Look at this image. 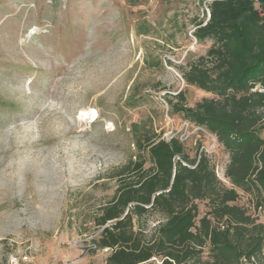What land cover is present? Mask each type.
Returning a JSON list of instances; mask_svg holds the SVG:
<instances>
[{
	"label": "rangeland",
	"instance_id": "obj_1",
	"mask_svg": "<svg viewBox=\"0 0 264 264\" xmlns=\"http://www.w3.org/2000/svg\"><path fill=\"white\" fill-rule=\"evenodd\" d=\"M210 2L0 0V264H106L97 217L149 137L177 136L191 158L208 148L232 185L230 152L179 110L213 96L182 76L212 43L194 34ZM240 193L253 207L260 200ZM197 201L204 215L208 200ZM248 212L264 223L262 207ZM164 220L133 219L145 238Z\"/></svg>",
	"mask_w": 264,
	"mask_h": 264
},
{
	"label": "trees",
	"instance_id": "obj_2",
	"mask_svg": "<svg viewBox=\"0 0 264 264\" xmlns=\"http://www.w3.org/2000/svg\"><path fill=\"white\" fill-rule=\"evenodd\" d=\"M258 1L259 7L255 0H211L194 34L212 43L182 75L213 95L179 110L230 152L225 174L232 185L217 177L208 155L191 158L177 136L149 137L117 174L116 193L97 217L98 245L114 248L106 264L264 262V223L239 202L240 191L256 190L254 208L264 210V0ZM197 200H208L204 215ZM147 211L165 217L149 238L133 221Z\"/></svg>",
	"mask_w": 264,
	"mask_h": 264
},
{
	"label": "built area",
	"instance_id": "obj_3",
	"mask_svg": "<svg viewBox=\"0 0 264 264\" xmlns=\"http://www.w3.org/2000/svg\"><path fill=\"white\" fill-rule=\"evenodd\" d=\"M208 152H210V150L208 148L205 151H203V150L201 151V153H204L206 155H208ZM201 153H199V156H200ZM239 201L247 209H249V207H252L253 209H255L253 206H251L249 204L248 200L246 201V199H245L244 201H242L241 199H239ZM97 247H98L97 244H94L93 245V248H97ZM98 248L101 249L104 253H108V254H110L114 250V248L113 247H110V246L98 247ZM30 261L31 260L29 259V257L26 256V257H24V258L21 259V263H20L18 257H15L14 256V257L11 258V261L10 262H11V264H31Z\"/></svg>",
	"mask_w": 264,
	"mask_h": 264
},
{
	"label": "bare ground",
	"instance_id": "obj_4",
	"mask_svg": "<svg viewBox=\"0 0 264 264\" xmlns=\"http://www.w3.org/2000/svg\"><path fill=\"white\" fill-rule=\"evenodd\" d=\"M90 117L92 118V120H95L97 118L96 110L91 111Z\"/></svg>",
	"mask_w": 264,
	"mask_h": 264
}]
</instances>
